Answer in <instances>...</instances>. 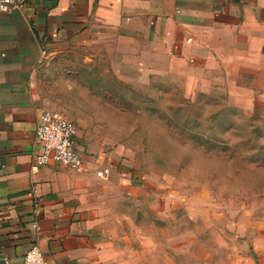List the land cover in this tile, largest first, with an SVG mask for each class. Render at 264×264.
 Listing matches in <instances>:
<instances>
[{
  "label": "crops",
  "instance_id": "1",
  "mask_svg": "<svg viewBox=\"0 0 264 264\" xmlns=\"http://www.w3.org/2000/svg\"><path fill=\"white\" fill-rule=\"evenodd\" d=\"M23 2L0 13V264H23L33 245L49 264H209L207 246L192 240L206 236L207 197L178 196L124 163L104 135L83 129L78 107L68 111L65 92L109 91L94 84L99 69L157 92L167 76L214 99L231 124L262 117L264 0ZM41 109L76 125L82 167L36 165ZM193 246L205 253L198 261L170 254Z\"/></svg>",
  "mask_w": 264,
  "mask_h": 264
},
{
  "label": "rangeland",
  "instance_id": "2",
  "mask_svg": "<svg viewBox=\"0 0 264 264\" xmlns=\"http://www.w3.org/2000/svg\"><path fill=\"white\" fill-rule=\"evenodd\" d=\"M97 72L94 84L109 91L80 90L78 98L65 92L73 97L72 103L66 97L68 111L78 107L83 129L104 135L108 150L176 195L207 197L206 236L196 231L192 240L207 246L209 264H264V116L231 124L214 99L192 94L181 82L169 85L167 76L157 92L150 84L128 86L115 71ZM79 76L91 77L86 70ZM175 214L186 227L187 211ZM192 226L198 229L199 220ZM192 249L170 254L192 261L205 255Z\"/></svg>",
  "mask_w": 264,
  "mask_h": 264
},
{
  "label": "built area",
  "instance_id": "3",
  "mask_svg": "<svg viewBox=\"0 0 264 264\" xmlns=\"http://www.w3.org/2000/svg\"><path fill=\"white\" fill-rule=\"evenodd\" d=\"M24 6L23 0H0V13L11 14ZM77 135L76 125L52 111L41 109L34 131V141L39 148L35 155L37 166L57 163L71 168L83 166V159L74 147ZM108 169L98 172L106 177ZM38 228L37 224L33 225ZM23 264H49L45 253L37 246H31L24 255Z\"/></svg>",
  "mask_w": 264,
  "mask_h": 264
}]
</instances>
